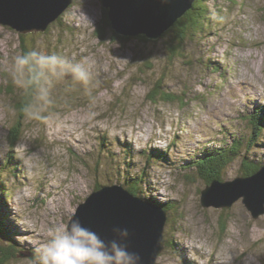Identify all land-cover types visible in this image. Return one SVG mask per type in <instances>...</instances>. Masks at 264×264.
Returning <instances> with one entry per match:
<instances>
[{
	"label": "rangeland",
	"instance_id": "obj_1",
	"mask_svg": "<svg viewBox=\"0 0 264 264\" xmlns=\"http://www.w3.org/2000/svg\"><path fill=\"white\" fill-rule=\"evenodd\" d=\"M207 3L211 25L187 41L185 56L168 50L167 37L118 39L103 20L102 0H74L60 23L59 17L46 31L24 33L38 51L74 63L94 61L90 95L70 77L54 80L52 103L40 118L25 112L34 103L33 89L14 83L11 75L13 58L22 54V33L0 24V159L11 152L18 166V178L10 171L4 181L20 245L7 264H34L29 251L46 241L50 228L68 224L95 178L108 179L100 172L112 162L102 149L103 135L114 155L126 142L139 151L171 144L181 161L203 144L215 145L226 129H249L247 116L264 105V0ZM167 93L173 99H164ZM20 115L21 137L13 148L9 137ZM135 163L138 169L147 166L138 156ZM171 166L148 170L147 192L178 202L164 232L175 245L165 246L157 264H196L190 251L200 264H264V214L255 218L243 198L229 208L204 207L207 184L189 182ZM240 169L238 158L223 180H233ZM21 220L27 222L23 227Z\"/></svg>",
	"mask_w": 264,
	"mask_h": 264
},
{
	"label": "water",
	"instance_id": "obj_2",
	"mask_svg": "<svg viewBox=\"0 0 264 264\" xmlns=\"http://www.w3.org/2000/svg\"><path fill=\"white\" fill-rule=\"evenodd\" d=\"M73 1L0 0V24L10 26L22 34L46 31ZM196 1L102 0V5L108 9L111 26L117 34L158 39ZM241 198L255 218L264 214V165L248 176L239 175L233 180H212L202 190L201 203L204 207L229 208ZM72 218L78 219L106 242L113 238L114 227L127 228L130 232L127 241L129 250L138 252L143 264H157V258L166 246L164 232L167 212L133 194L121 184L107 183L94 189L78 206Z\"/></svg>",
	"mask_w": 264,
	"mask_h": 264
},
{
	"label": "trees",
	"instance_id": "obj_3",
	"mask_svg": "<svg viewBox=\"0 0 264 264\" xmlns=\"http://www.w3.org/2000/svg\"><path fill=\"white\" fill-rule=\"evenodd\" d=\"M207 2L208 0H197L194 6L189 9L173 27L163 34L162 37H167L170 40L167 44V48L173 55L182 53L183 56H185L184 49H186L187 41L193 40L198 31L202 32L206 29V26L211 23L212 13ZM103 10L105 15L103 20L107 25L111 26L108 17V9L103 8ZM61 18L62 17L58 19L59 23L61 22ZM99 36L100 38H104V34L101 31ZM115 36L122 41L132 39V37L121 36L117 33H115ZM138 38L149 41V39L143 35L138 36ZM20 39L22 53H27L32 50L38 51V45L33 37L31 38L26 34H21ZM31 92L32 90L29 91V93ZM163 98L173 99L168 93L165 94ZM27 99H29V97ZM247 120L249 125L248 130L246 126L244 129L234 130V132H231L233 130L226 129L222 140L218 139L219 142H216L215 145L209 143L203 144L194 156L188 160L183 158L181 161H178L174 153L171 152L173 148L170 147L171 144H168L165 149H156L152 147L149 151H139L135 150L131 144L126 142L119 156L116 154L114 155V153L111 152L110 144L107 143L109 138L103 135L101 138V145L104 148L102 149L106 151L108 155L110 154L112 162H108L106 170L102 171L100 169V172H104L103 175H108V179L112 181L107 178L104 179V176L101 177L100 180L95 178L93 190L107 183L121 184L133 194L139 195L145 200L162 207L168 215L177 213L178 202L176 200L158 199L151 195L150 191L147 192L146 187L149 185L148 177L150 175L148 172L149 168L154 164L172 165L171 167L183 171L182 176L186 178L187 181L193 182L196 181V179H200L206 184H209L214 179H224L223 174L229 166L236 159L240 158L241 169L239 170V175H251L264 165V154H262L261 150L264 148V105L255 108L254 113L247 116ZM20 124L21 115L17 119L12 134L9 137V143L13 148L18 144L21 137ZM174 144H176V142ZM209 145H211L212 148ZM254 147L255 149H253ZM251 151H255L256 154L261 156L253 159ZM137 156L140 157V159L145 158L147 166L138 169V163H135ZM100 164L99 161L98 165ZM17 168L18 166L15 164L14 156L11 152L3 160L0 159V264H7L16 257L19 252L18 247L20 245L16 239L19 235L18 225L14 222L15 219H13L7 207L8 198L5 191L6 184L4 182L6 180L5 175H8L7 173L10 171L13 176H18L16 171ZM96 170L99 172L98 168ZM169 221H171V218ZM171 239L172 237L165 240L168 247H174L175 245ZM29 252V254L33 256L32 254H34L35 250ZM33 258L35 259V256H33Z\"/></svg>",
	"mask_w": 264,
	"mask_h": 264
},
{
	"label": "clouds",
	"instance_id": "obj_4",
	"mask_svg": "<svg viewBox=\"0 0 264 264\" xmlns=\"http://www.w3.org/2000/svg\"><path fill=\"white\" fill-rule=\"evenodd\" d=\"M93 70L94 61L88 59L74 63L67 57L32 50L13 58L11 75L14 83L33 89L34 103L25 108V112L32 118H40V112L52 103L54 80L70 77L90 95ZM19 223L23 227L27 222L21 220ZM112 231L113 238L106 242L95 231L72 218L66 226L49 229L46 241L34 252V264H143L140 254L129 250V230L117 226ZM189 257L200 264L191 251Z\"/></svg>",
	"mask_w": 264,
	"mask_h": 264
}]
</instances>
